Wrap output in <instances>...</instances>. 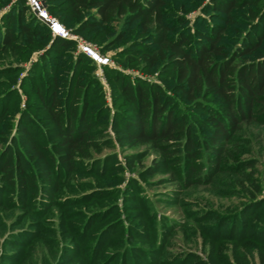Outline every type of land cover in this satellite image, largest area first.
<instances>
[{
	"label": "trees",
	"instance_id": "obj_1",
	"mask_svg": "<svg viewBox=\"0 0 264 264\" xmlns=\"http://www.w3.org/2000/svg\"><path fill=\"white\" fill-rule=\"evenodd\" d=\"M9 1L0 0V8ZM22 2H14L0 19L1 260L23 264L27 248L44 243L51 252L45 264H68V255L72 264H264V220H248L251 215L264 219V211L257 212L264 207V182L257 160L237 156L244 126H264V0H45L48 12L58 14L69 31L87 32L103 50L125 44L113 58L143 73L157 71L162 83L131 79L82 47L66 78L62 72L70 65L62 57L77 40L54 35L49 23ZM198 8L202 13L192 22L188 14ZM237 23L242 32L228 44L227 32ZM35 52L38 62L26 68ZM98 65L115 70V111L108 124L105 105L91 108L99 102L90 98L98 77L87 84L83 77ZM18 82L27 87L29 99L14 118ZM107 126L121 146L145 147L126 154L127 165L142 179L167 172V182L181 194L214 184L221 175H237L246 201L225 214L205 211L202 219L214 222L200 226L201 251L184 250L169 259L176 226L160 218L139 180L130 182L138 209L127 200L125 217L117 201L97 210L82 208L119 193L97 185L83 189L93 181L81 182L91 175L105 184L110 165L121 168L116 154L105 152L114 147ZM204 151L210 153L208 164ZM151 152L156 155L146 165ZM139 209L147 216H137L134 223L136 215L128 211ZM53 215L60 218L56 227L49 225ZM59 234L61 240L55 237ZM225 240L251 249L228 254L221 244ZM9 246L17 248L6 251Z\"/></svg>",
	"mask_w": 264,
	"mask_h": 264
},
{
	"label": "rangeland",
	"instance_id": "obj_2",
	"mask_svg": "<svg viewBox=\"0 0 264 264\" xmlns=\"http://www.w3.org/2000/svg\"><path fill=\"white\" fill-rule=\"evenodd\" d=\"M9 1V0H8ZM18 0H11L6 5L2 6L0 8V19H2L3 14L9 11L11 8V5L14 2H17ZM43 3H45V0H43ZM22 5V0H19V5ZM264 4V3H263ZM45 6V4H44ZM46 7V6H45ZM200 8L194 9L190 11L188 14L189 18L193 22L197 15L201 14ZM52 15V14H51ZM53 17L57 18V20L62 24V21L58 19L59 15H52ZM58 16V17H57ZM65 26V25H64ZM233 29H230L227 32L228 39L226 42L228 44L235 43L233 38H237L238 35L241 34V26L239 23L232 25ZM69 31V30H68ZM53 32V31H52ZM70 32V37L77 40V44L75 43L74 47H71L68 49V54L66 56H63V61L70 65V67L63 70L62 74L65 75L67 78V75H69V72L71 71V60L73 59V56H75V53L77 52L79 47H82L83 45L87 46L93 53L94 59L101 64H110V67H116L122 74H128L131 79L136 77H143L147 78L151 81H156L159 83H162L163 79L160 77L158 78V72L153 71L149 73H143L140 71L138 66H125L122 65L120 61H117L113 58V55L116 54L118 51L122 50L124 48L123 43L118 44L114 47H111L109 49L103 50L101 49L100 45H96L97 43L93 42L91 39L88 38L87 32L85 33H76ZM54 34V33H53ZM54 35H57L54 34ZM92 33H90V36ZM132 38V35H130V38ZM132 40V39H131ZM128 42V41H127ZM131 43V42H130ZM129 44V43H126ZM39 52H35L33 56L30 58L29 61L25 62L24 65L26 68H29L30 65L33 62H38V56ZM113 58V59H112ZM25 72H22V74H18V76H22ZM115 76V70L112 69H106L98 65L96 67H88L85 71H83V77L85 78V84H87L88 80L90 81L91 78L98 77L97 79H94L93 86H91L90 90V98L91 100L98 98V103H91V108H98L101 105H105L107 108L106 114L104 116V120L110 122L111 116L114 114L115 106L113 104V98H114V80ZM165 83H167V80H164ZM21 82H18L16 85L18 88V95L19 98L17 101L14 102V110L11 112L12 117H18L19 112L21 109H24L28 105V99L29 94L27 93V87H22L20 85ZM168 85V92L170 95L174 96L176 95L173 92V80L169 79ZM65 86V85H64ZM65 87L60 88V94L64 93ZM115 90V89H114ZM36 98L33 97V100ZM189 111V110H188ZM190 113V111H189ZM193 113V112H192ZM107 132L109 136L114 141V147L109 148L107 147L105 149V152H113L117 156L118 165L121 167L120 169H117L115 167V164L112 163L109 167V171L107 176L110 177V179L107 177L104 179L106 183H96V177L95 176H84L81 177V182H87L89 180L93 181L91 186H85L84 188L92 189V186H101L106 187L108 189H115L117 188L119 190L118 195L115 198L108 197L102 200H95L90 204L84 205L82 208H85L86 210L91 207V209L95 208V210L99 208H104L110 204L112 201H117L119 204L120 212L122 213V216L125 217L127 214V210L125 207V203L128 200V204H131L132 206H135L138 204L136 201V197H133V190L135 189L133 185L130 183L131 179L134 178L135 180H139V183L142 185L143 190V196H145L148 201L154 206L160 216V218L165 217L167 219V222L170 224H174L176 227L174 229V233L172 234L170 238V244L169 248L167 249L169 252V259L176 260L177 257H180L179 252H183L184 250L188 251H196L200 252L202 249V246H204L205 243H203V239L205 236L200 230V226L202 223H213L214 220H206L202 219L203 214L205 211L208 210H217L221 214H225L229 212L230 210L236 208L235 206H240L244 201H246V197L243 193V191H240L239 184L236 182V179L238 178L237 175H231V174H225L221 175L220 177L216 178V182L211 185H196L190 188L189 190H186L182 192L181 194H177L175 192V185H172L171 183H168L166 178L168 177V173H160L154 176L153 178H150L148 180H144L141 177H139V174L136 169H131L127 163H126V154L134 153L143 151L145 149L144 146H137V147H128L127 146H121L115 139V134L110 126H107ZM14 133V131H13ZM239 139L242 140L241 144L239 145L238 149V157L240 159H246V158H254L257 160L256 169L258 170L259 178L263 180L264 182V126L260 125H245L243 131L241 134H239ZM156 155V152H151V154L144 159V163L147 165L151 162L152 158ZM202 160L208 164L210 162V153L208 151H204ZM250 170L249 168L247 171ZM249 184V182L247 183ZM95 187V188H96ZM85 189V190H87ZM142 196V195H140ZM261 197H264V189L262 190ZM79 209V208H78ZM57 213L58 210L54 209ZM140 211V212H139ZM139 211H128V214L136 215L134 218H132V221L134 223H138L137 216L144 214L147 216V211L142 213V211L139 209ZM264 211V207H261L257 212ZM128 218V217H127ZM115 217H111L108 219V221L114 220ZM51 224L50 227H56L57 223L59 222L60 218L57 215H53L51 217ZM250 222H257L262 223V218L256 217V215H251L250 218H248ZM129 219H126V222H128ZM173 231V230H172ZM46 236H49L48 234ZM55 237L58 238V240H61L63 238V235L59 234ZM42 244H36L34 248L28 247L27 252L25 254V260L22 261L23 264H45L46 262L51 260V252L50 247ZM147 245V243H145ZM224 246L225 251L228 254H232L233 251L241 250V253L243 251H248L251 248L241 246L239 242L236 241H229L225 240L221 243ZM255 244V243H254ZM252 246V245H250ZM16 246H9L7 247L6 251L15 250ZM252 248H256V245H253ZM59 250V249H58ZM3 252V247L0 248V254ZM256 255V254H255ZM176 256V257H173ZM2 257V254H1ZM257 257V256H256ZM67 258L69 259L68 264H72L73 257L72 255H68ZM65 258V259H67ZM30 259H32L30 261ZM171 260V261H173ZM65 261V262H64ZM67 260H63V264H66ZM186 262H192L188 259L185 260ZM3 262V264H6L7 261H2L0 258V264ZM55 262V260H54ZM20 264V262H19ZM73 264H82L79 263V261H75Z\"/></svg>",
	"mask_w": 264,
	"mask_h": 264
},
{
	"label": "built area",
	"instance_id": "obj_3",
	"mask_svg": "<svg viewBox=\"0 0 264 264\" xmlns=\"http://www.w3.org/2000/svg\"><path fill=\"white\" fill-rule=\"evenodd\" d=\"M31 9L39 16L40 19L47 21L54 34L68 37L70 32L68 29L61 24L57 18L53 17L44 6L43 0H26ZM82 49L85 50L92 57L94 56L92 51L85 45L82 46ZM94 58V57H93Z\"/></svg>",
	"mask_w": 264,
	"mask_h": 264
}]
</instances>
